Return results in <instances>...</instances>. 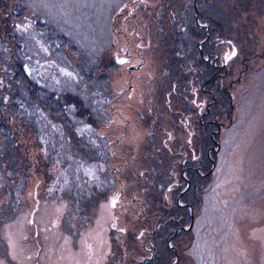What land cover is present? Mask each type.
Instances as JSON below:
<instances>
[{"label":"rangeland","instance_id":"1","mask_svg":"<svg viewBox=\"0 0 264 264\" xmlns=\"http://www.w3.org/2000/svg\"><path fill=\"white\" fill-rule=\"evenodd\" d=\"M208 32L232 41L220 44V52L232 51L233 43L238 54L213 88L211 116L222 122L215 137L221 145L211 152L210 174L191 186L190 264H264V0H0V94L14 76V89L24 94L16 73L21 67L32 89L27 102L0 96V217L13 221L9 216L17 210L16 224L25 223L39 200L52 216L68 211L90 219L99 204L95 228L82 231L81 243H97L103 221L117 218L109 231L114 245L124 242L137 259L141 214L131 196L152 195L146 211L158 208L156 196L165 189V183L156 185L162 172L158 144L185 139L171 115L176 110L182 116L183 105L175 98L169 107L164 95L173 80L187 76L189 51L195 78H202L198 47ZM127 35L133 45L141 40L136 52L145 56L130 75L115 62ZM131 75L132 98L124 90ZM230 81L231 102L218 88ZM154 101L163 106L150 129L147 108ZM118 193L124 196L110 206Z\"/></svg>","mask_w":264,"mask_h":264},{"label":"flooded vegetation","instance_id":"2","mask_svg":"<svg viewBox=\"0 0 264 264\" xmlns=\"http://www.w3.org/2000/svg\"><path fill=\"white\" fill-rule=\"evenodd\" d=\"M145 6L147 5L145 4ZM130 15L131 9L129 8L125 16L130 17ZM194 16L195 18L199 17L198 14ZM169 17L175 24V17L173 15ZM181 18L184 17L182 15L178 17L177 27ZM130 36L127 35L126 37L123 54L115 57V62L125 64V69L129 75L142 68L145 61L144 53L136 52V49L143 46L141 40H136L135 45H133ZM201 42L198 47L201 60L197 70L202 73V78H195V66L191 64L192 59H190L189 51L186 60L188 63L186 65L187 76L180 82L181 84L179 80H173L164 95L169 107L171 106V99L175 98H177L176 105H180V107L183 105L182 116L175 113L176 110H171V115L173 117L176 115L179 120V122L177 121L178 128L181 129L182 133H185V139L181 140L179 145L178 143L175 144L174 140L170 143V140L167 139L162 141V145L158 144L162 172L157 173L159 181H156V185L158 182L160 185L165 183L162 194L156 196L155 202L158 201V208L153 211H146L147 200L152 195L149 198L131 196V203L140 204L138 205L141 214L139 216L138 258L131 257V249L124 242L122 246L116 245L117 250L115 249L114 237L110 236L109 231L114 230L117 218L111 217L110 221L106 219L103 221L97 243L88 240V238L82 239L83 244L81 243L82 231H91L95 228L100 213L99 204L95 207L93 216L88 219V217H78L76 212L74 213L75 217L69 216L68 213L70 212L68 211H57L55 212L56 215L52 216L53 212L45 210V201L41 205L38 200L37 205L28 212L25 223L22 221L19 225L16 224V219L19 217L17 210H12L11 216H9L11 219L14 218L13 221L10 220L9 222H15L16 227L9 224L8 217H0V264H190V241L193 240L191 237L195 230L192 215L195 198L193 195L190 196L191 186L201 185L202 177L210 174L213 165H215L211 152L217 151L221 145V142H218L215 137L222 122L211 116V107L217 100L213 88L217 87V79L222 80L228 74V64L232 57L238 54L236 47L233 56H229L232 51L220 52L218 50L220 44H230L232 41L226 38L216 40L210 32L204 34ZM134 57L138 60L135 61ZM175 61L177 63L174 58L173 62L175 63ZM190 70L193 72L191 78ZM149 79L148 76H144L142 81L146 83ZM133 80L132 75L126 79L124 90L127 91V97H131L135 89ZM226 85L220 87L221 85L218 84V88L223 89V99L231 102V95L229 93L226 95V92L228 87L232 85V81L229 82L228 86ZM185 86L186 90L184 91ZM191 86L192 97L190 100ZM202 94L206 100L198 98ZM116 98L117 94L114 92L110 99L113 104ZM153 103L149 104L147 108L149 114L148 128H150V122L157 124V117L160 115L163 106L156 101ZM195 108L196 111H194ZM114 111L115 108L112 112ZM154 125L150 129H154ZM210 125L215 127L208 129ZM172 138L174 137L171 136ZM147 140H144V143ZM118 142L117 137L115 144ZM126 145H130V143ZM154 155L158 156V153ZM118 156L113 155L111 158L115 157L121 160L124 157ZM164 157L166 158L164 159ZM167 158L171 163L169 167L166 163ZM164 170L166 177L163 176ZM123 174L124 172L118 178L122 182L124 180ZM198 179L200 181L197 182ZM181 186L183 187L180 189ZM120 190L123 192V188ZM122 196L124 195L118 193L115 197L109 198L110 206L116 205L117 200H120ZM72 214L71 212L70 215ZM119 232L124 234L127 232V228L120 226ZM129 244L131 246L130 241ZM68 246L71 248L69 257H67ZM132 248H135L136 251L135 245Z\"/></svg>","mask_w":264,"mask_h":264},{"label":"trees","instance_id":"3","mask_svg":"<svg viewBox=\"0 0 264 264\" xmlns=\"http://www.w3.org/2000/svg\"><path fill=\"white\" fill-rule=\"evenodd\" d=\"M13 68L8 67V72L10 73L11 70ZM15 72V71H14ZM16 73L18 74V82L21 84V86L24 89V94H18L17 91L14 89V86L16 81H17V77L14 76L12 78H9V88L6 90V92H1L0 96L3 98V94L10 96V99L14 100V97H22V100L27 99L28 95H30V86H28L27 84V78H29L28 73L26 72L25 69H23L22 67L19 70H16ZM8 75V73H7ZM32 90V89H31ZM25 102H27L26 100H24ZM30 103V101L28 102ZM0 112H2V108L0 107ZM2 128V126H1Z\"/></svg>","mask_w":264,"mask_h":264},{"label":"water","instance_id":"4","mask_svg":"<svg viewBox=\"0 0 264 264\" xmlns=\"http://www.w3.org/2000/svg\"><path fill=\"white\" fill-rule=\"evenodd\" d=\"M231 44H232V52L229 54V56H233L234 55L233 53H235V46L233 43Z\"/></svg>","mask_w":264,"mask_h":264},{"label":"snow or ice","instance_id":"5","mask_svg":"<svg viewBox=\"0 0 264 264\" xmlns=\"http://www.w3.org/2000/svg\"><path fill=\"white\" fill-rule=\"evenodd\" d=\"M234 54V53H233Z\"/></svg>","mask_w":264,"mask_h":264}]
</instances>
